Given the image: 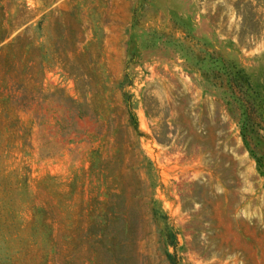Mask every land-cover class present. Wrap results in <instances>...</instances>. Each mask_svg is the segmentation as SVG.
<instances>
[{
	"label": "rangeland",
	"instance_id": "374dc122",
	"mask_svg": "<svg viewBox=\"0 0 264 264\" xmlns=\"http://www.w3.org/2000/svg\"><path fill=\"white\" fill-rule=\"evenodd\" d=\"M11 30L0 264H264V0H0Z\"/></svg>",
	"mask_w": 264,
	"mask_h": 264
},
{
	"label": "trees",
	"instance_id": "16d2710c",
	"mask_svg": "<svg viewBox=\"0 0 264 264\" xmlns=\"http://www.w3.org/2000/svg\"><path fill=\"white\" fill-rule=\"evenodd\" d=\"M11 31H7V32H1L0 33V43L5 41L6 39H8L10 36H11ZM231 75V80L233 82V84L235 86H238L239 87V90H242L243 89V85H244V80H242V76L245 77V80H247V76L246 74L240 69L236 70L234 73H230ZM237 84H240V85H237ZM245 92V91H244ZM132 118H133V124H134V129L135 131H137V122H136V119L134 117V115H132ZM241 134H242V139L245 140V135H243V129L241 130ZM152 214L157 217V219H161V220H166V217L163 216V215H159V213L154 209L152 208ZM164 229H165V236H166V239H167V243L166 245L167 246H171V247H174V244H173V241L171 240V236L173 237V234H171V228H169L166 224H164ZM166 260L169 264H177V261L175 260L174 257H171L169 254H166Z\"/></svg>",
	"mask_w": 264,
	"mask_h": 264
}]
</instances>
